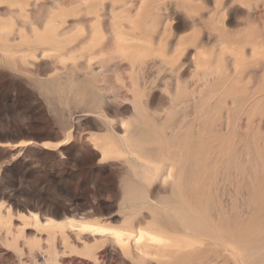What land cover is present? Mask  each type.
I'll return each instance as SVG.
<instances>
[{"label": "rangeland", "instance_id": "obj_1", "mask_svg": "<svg viewBox=\"0 0 264 264\" xmlns=\"http://www.w3.org/2000/svg\"><path fill=\"white\" fill-rule=\"evenodd\" d=\"M104 259L264 264V0H0V264Z\"/></svg>", "mask_w": 264, "mask_h": 264}, {"label": "bare ground", "instance_id": "obj_2", "mask_svg": "<svg viewBox=\"0 0 264 264\" xmlns=\"http://www.w3.org/2000/svg\"><path fill=\"white\" fill-rule=\"evenodd\" d=\"M122 17V16H121ZM131 22V21H130ZM130 22H128V21H126V20H123V18L120 20V21H118V19H117V22L115 21V27L117 28L118 26H120V27H124V28H126L127 27V29H147V30H153V29H155L156 28V21L154 20V17H152V15L150 14V15H148L147 17H145L138 25H131L130 24ZM98 24H100V23H98ZM101 25V24H100ZM103 27V26H102ZM120 27H118L117 29H119ZM115 29V28H114ZM116 29V30H117ZM164 29H166V27H164ZM104 43V42H103ZM103 45V44H102ZM122 46H123V44H122ZM144 57H145V55L143 56V55H140V56H136V58H137V60H138V69H142V67H143V63L145 62L144 60H142V59H144ZM156 62H159V61H156ZM199 63V62H198ZM136 69V68H135ZM134 69V70H135ZM139 70V71H140ZM198 74H201L202 76H203V79H202V82H203V85L201 86V88H203V89H205V90H209V84L206 82V76L207 75H214V74H216V77H218L219 76V74H220V72L217 70V68H215V67H213L212 65L211 66H208L205 70H203V71H201V72H199ZM215 77V76H214ZM208 79V78H207ZM147 86V85H146ZM53 88V87H52ZM200 91V90H199ZM208 93V92H207ZM205 94V93H204ZM195 93H193L192 94V96L193 97H195ZM204 97H206V96H204ZM180 103H184V101L182 100ZM137 111V110H136ZM138 112V111H137ZM136 126V125H135ZM190 127H191V125H190ZM139 131V130H138ZM150 131V130H149ZM189 136V135H188ZM119 137V136H118ZM131 140V139H130ZM119 141H120V137H119ZM121 142V141H120ZM122 143V142H121ZM128 143V142H127ZM130 144V143H129ZM135 145V144H134ZM186 156V155H185ZM184 156V157H185ZM185 159V158H184ZM169 163V162H168ZM180 164H182V165H184V162L183 163H180ZM166 165V164H165ZM181 165V166H182ZM177 166V165H176ZM142 167H144V166H142ZM148 167H151V166H148ZM140 168H141V166H140ZM178 167H176V169H177ZM143 169V171H144V169L145 168H142ZM141 169V170H142ZM148 169V168H147ZM151 169V168H150ZM152 170V169H151ZM139 171V170H138ZM148 171V170H147ZM164 171V170H163ZM177 171V170H176ZM179 171V170H178ZM142 172V171H141ZM152 172V171H151ZM150 172V173H151ZM138 173V172H137ZM147 173V172H146ZM149 173V174H150ZM163 173V172H162ZM175 173V172H174ZM142 174V173H141ZM144 174V173H143ZM163 174H165V173H163ZM150 175H153L152 173L150 174ZM167 175H168V178H169V176H171V170L169 169V172L167 173ZM200 175V174H199ZM142 178V177H141ZM140 178V179H141ZM163 178V177H162ZM161 178V179H162ZM175 182V181H174ZM177 185V184H176ZM140 186V185H139ZM136 187V186H135ZM178 187V186H177ZM176 187V188H177ZM132 188H134V187H132ZM137 188V187H136ZM179 190V189H178ZM190 194V193H189ZM136 198V197H135ZM138 198V197H137ZM181 198V197H180ZM182 199V198H181ZM178 201H180V200H178ZM178 201H177V204H178ZM173 203H175V201L173 202ZM170 208V207H169ZM168 208V209H169ZM167 212V211H166ZM173 212V211H172ZM160 213V212H159ZM31 215H34L33 217L35 218V216H36V213H30ZM162 214V213H161ZM166 215V214H165ZM176 215V214H175ZM177 216V215H176ZM160 217V216H159ZM158 218V217H157ZM38 219V218H37ZM160 219V218H159ZM173 219V218H172ZM177 219V218H176ZM175 219V220H176ZM71 221H72V219H70ZM69 220V221H70ZM75 220V219H74ZM156 220V219H155ZM178 221V220H177ZM198 221V220H197ZM38 222V221H37ZM53 222H56V223H60L59 221H54L53 219H51V218H44L43 219V221H40V224L41 225H43V226H45V225H47V224H52ZM66 221H64V223H65ZM159 222V221H158ZM181 222V221H180ZM202 222V221H201ZM69 223H71V222H69ZM73 223V222H72ZM149 225V224H148ZM169 225V224H168ZM194 225H195V223H194ZM93 226V225H92ZM156 226V225H155ZM80 227V226H79ZM133 227V226H132ZM208 227V226H207ZM58 228H59V224H58ZM149 228V227H148ZM184 228V227H183ZM140 229V228H139ZM93 230L94 231H99L100 229L98 228V227H94L93 228ZM114 230V229H113ZM181 230V229H180ZM215 230V229H214ZM8 231V230H7ZM101 231V230H100ZM207 231V230H206ZM123 232V231H122ZM121 231H116L115 230V232H113L112 234H113V237L115 238V240H117V242L118 243H120V245H121V248H123L125 251H126V253H128V254H133V253H135V255H137V257H144V255L147 253V250H146V248L148 247V245H141L137 240H138V238H137V240H135V242L133 243V244H130V238H129V236H132V235H129V236H127L128 234H123ZM124 232L126 233V230H124ZM128 233H129V231H127ZM145 232V231H144ZM159 232V231H158ZM158 232H156V233H158ZM215 232V231H214ZM95 235L97 234V233H94ZM107 234V233H106ZM111 234V233H110ZM131 234V233H130ZM163 234V233H162ZM139 235H140V237L143 235L142 234V231H140L139 232ZM164 235V234H163ZM110 236H112V235H110ZM146 236L148 237V240H153V241H156V240H158V241H162L163 239L161 238H159V237H155L152 233H149V232H146ZM160 239V240H159ZM114 240V239H113ZM114 240V241H115ZM166 240V239H165ZM114 241H110L111 242V244L114 242ZM152 241V242H153ZM116 242V241H115ZM147 242H149V241H147ZM157 242V241H156ZM164 243H165V241H163ZM162 242V243H163ZM161 243V242H160ZM156 244V243H155ZM166 244V243H165ZM167 244H168V242H167ZM113 245V244H112ZM164 245V244H163ZM116 247V246H115ZM114 247V248H115ZM118 247V246H117ZM43 248V247H42ZM86 249H87V247H86ZM42 250V249H41ZM72 250V249H71ZM116 251V250H115ZM149 252V251H148ZM36 255V254H35ZM57 255V251H56V249H55V246L54 245H52V244H49V245H47V255H46V259L47 258H49V259H51V258H53V257H55ZM112 255V254H111ZM106 256V255H105ZM109 256V255H108ZM107 256V257H108ZM38 257V256H37ZM56 258L57 257H55V260H56ZM39 260V259H38ZM42 260V259H41ZM44 260V259H43ZM113 260V259H112ZM56 262V261H55ZM100 264H108L107 263V259H104L103 261H102V263H100Z\"/></svg>", "mask_w": 264, "mask_h": 264}]
</instances>
